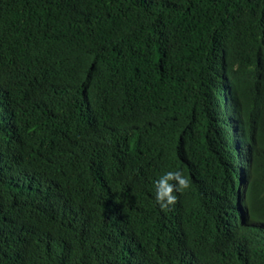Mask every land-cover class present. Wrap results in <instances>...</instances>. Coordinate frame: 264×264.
<instances>
[{
    "label": "trees",
    "instance_id": "obj_1",
    "mask_svg": "<svg viewBox=\"0 0 264 264\" xmlns=\"http://www.w3.org/2000/svg\"><path fill=\"white\" fill-rule=\"evenodd\" d=\"M224 159L264 188V0H0V264H162L196 186L165 212L154 181Z\"/></svg>",
    "mask_w": 264,
    "mask_h": 264
},
{
    "label": "clouds",
    "instance_id": "obj_2",
    "mask_svg": "<svg viewBox=\"0 0 264 264\" xmlns=\"http://www.w3.org/2000/svg\"><path fill=\"white\" fill-rule=\"evenodd\" d=\"M76 163L73 161L69 165L76 169ZM42 179L31 176L20 193L9 189L10 196L1 213L11 211L16 200L40 188ZM191 180L177 169L164 172L154 181L155 202L165 212L176 206L179 195L190 190L192 183L196 186V193L190 194L192 234L188 239L186 234L174 237L167 227L165 233L178 243V247L168 244L162 264H260L253 251L263 242L262 231L247 217L250 203L253 206V190L261 188L264 191L259 169L240 159H224L219 160L215 168ZM172 249L190 250L195 254L170 260L168 255Z\"/></svg>",
    "mask_w": 264,
    "mask_h": 264
}]
</instances>
